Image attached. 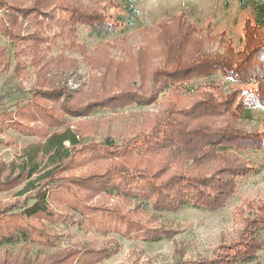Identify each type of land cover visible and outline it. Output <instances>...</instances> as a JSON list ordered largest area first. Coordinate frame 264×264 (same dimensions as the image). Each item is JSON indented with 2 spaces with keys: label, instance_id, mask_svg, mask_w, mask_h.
I'll use <instances>...</instances> for the list:
<instances>
[{
  "label": "trees",
  "instance_id": "trees-1",
  "mask_svg": "<svg viewBox=\"0 0 264 264\" xmlns=\"http://www.w3.org/2000/svg\"><path fill=\"white\" fill-rule=\"evenodd\" d=\"M103 1L0 0V33L16 46L17 60L0 100L18 98L1 108L0 134L13 130L38 139L11 162H0V195L17 190L0 201V251L22 246L2 252L0 264H100L119 252L110 235L172 239L175 231L161 222L164 212L218 210L237 196L243 180L260 171L241 153L264 149V135L238 122L264 110V0H239L254 14L242 50L227 45L223 52H208L206 38L195 34L194 26L168 24L158 38L161 61L154 66L147 63L146 47L117 62L103 49L108 44L90 52L87 43L79 42L81 26L103 40L139 21L140 0ZM54 26L58 32H52ZM60 41L99 74L81 80L78 88L58 79L57 71L75 62L49 55ZM5 50L0 60L8 69ZM30 66L37 80L26 90L21 79ZM215 75L234 84L225 89L220 82H199ZM151 105L158 110L118 114ZM102 111L122 117L117 136L96 139L86 128ZM12 145L19 149L15 139L0 138V146ZM250 213L239 236L211 258L181 256L174 264L259 261L264 200ZM59 227L108 240L100 246L61 247L71 234ZM33 246L51 252L31 256Z\"/></svg>",
  "mask_w": 264,
  "mask_h": 264
},
{
  "label": "rangeland",
  "instance_id": "rangeland-1",
  "mask_svg": "<svg viewBox=\"0 0 264 264\" xmlns=\"http://www.w3.org/2000/svg\"><path fill=\"white\" fill-rule=\"evenodd\" d=\"M103 3L106 4L107 0ZM139 7L140 18L135 26H126L117 35L103 40L91 36L89 29L81 26L78 31L79 42L87 43L90 52H94L102 43L108 44L103 49L111 59L117 62L128 59L137 54L140 48L146 47L147 63L151 62L154 66L155 63L161 61L159 54L161 43L158 38H161L163 28L168 24L180 23L190 27L194 26L197 30L195 34H202L204 37L201 38H206L204 48L208 52H223L227 45H232L236 50H242L246 29L251 33L250 25L254 22L252 9H242L239 0H140ZM58 31V27L54 26L52 32ZM62 44L63 42L60 41L49 55L58 57L62 54L68 60L73 59L75 62L71 69L63 68L57 71L59 72L58 79L63 78L69 87L78 88L82 81L87 82L91 75L99 74L96 69L86 64L79 53L68 48L64 50ZM3 48H6V54L10 56L11 61L9 68L4 69V63L0 60V96L9 90V85L5 82L17 64L14 57L16 46L0 33V51ZM23 60L28 61L29 59L25 57ZM21 80L26 90L34 87L37 76L31 66L26 69ZM213 81L222 83L225 89L234 84L220 75L202 79L199 82L209 84ZM17 100L18 98L9 97L0 100V110L4 104L10 105ZM156 110L158 107L154 105L130 107L120 110L121 113L118 114L129 115ZM116 114L110 111L99 112L91 117L92 125L87 124L86 128L93 129L92 136L96 139H102L108 134L117 136L123 130L124 122L122 117ZM238 123L249 131L261 132L264 135V110H256L252 120H243ZM0 138L15 139L19 146V149L13 145L0 146V162L7 163L16 157L22 147L38 140L36 137L21 136L13 130L0 134ZM241 155L251 166L260 171L257 175L243 180L237 196L224 207L215 211L185 207L177 212H164L161 222L175 231L172 239L148 242L144 239H128L119 235H110L108 238H114L119 243V252L100 264H174L181 256L189 261L211 258L222 245L234 241L244 227L245 219L250 216L252 205L264 200V149L242 152ZM16 191L1 194L0 201L10 199ZM57 230L71 234V237L63 240L61 247L75 243L100 246L108 240L102 236L85 233L75 227L69 229L59 227ZM2 249L0 255L5 250L17 252L22 249V246L20 244L6 245ZM49 252H51L50 249L33 246L29 254L31 256L44 255ZM250 264H264V251L261 252L259 261Z\"/></svg>",
  "mask_w": 264,
  "mask_h": 264
}]
</instances>
